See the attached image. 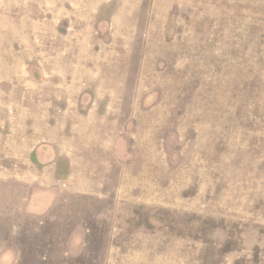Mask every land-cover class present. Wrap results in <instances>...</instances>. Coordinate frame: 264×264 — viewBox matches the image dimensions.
I'll return each instance as SVG.
<instances>
[{
  "label": "rangeland",
  "instance_id": "obj_1",
  "mask_svg": "<svg viewBox=\"0 0 264 264\" xmlns=\"http://www.w3.org/2000/svg\"><path fill=\"white\" fill-rule=\"evenodd\" d=\"M0 264H264V0H0Z\"/></svg>",
  "mask_w": 264,
  "mask_h": 264
}]
</instances>
